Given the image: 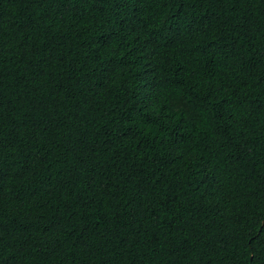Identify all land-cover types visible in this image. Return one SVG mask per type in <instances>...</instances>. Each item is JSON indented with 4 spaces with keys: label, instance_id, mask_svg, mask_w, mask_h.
<instances>
[{
    "label": "trees",
    "instance_id": "1",
    "mask_svg": "<svg viewBox=\"0 0 264 264\" xmlns=\"http://www.w3.org/2000/svg\"><path fill=\"white\" fill-rule=\"evenodd\" d=\"M0 264H264V0H0Z\"/></svg>",
    "mask_w": 264,
    "mask_h": 264
}]
</instances>
